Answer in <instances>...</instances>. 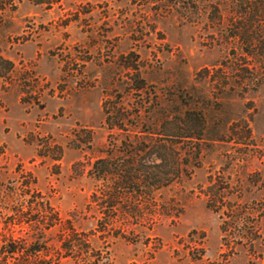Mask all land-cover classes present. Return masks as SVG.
<instances>
[{
  "label": "rangeland",
  "instance_id": "374dc122",
  "mask_svg": "<svg viewBox=\"0 0 264 264\" xmlns=\"http://www.w3.org/2000/svg\"><path fill=\"white\" fill-rule=\"evenodd\" d=\"M8 2L0 264H264V55L156 0Z\"/></svg>",
  "mask_w": 264,
  "mask_h": 264
},
{
  "label": "trees",
  "instance_id": "16d2710c",
  "mask_svg": "<svg viewBox=\"0 0 264 264\" xmlns=\"http://www.w3.org/2000/svg\"><path fill=\"white\" fill-rule=\"evenodd\" d=\"M4 1L6 0H0V6H5ZM8 1L10 5L15 2L20 3L21 1H27L33 5H42L45 3L49 5L57 0ZM156 1H159L158 3H164V5L162 6L163 8L156 6L153 10L155 14H171L183 18L193 15L204 17L208 23V28L215 30H233L234 33L231 34L230 38L236 41L245 56L264 55V23H262L264 22V0ZM254 24L256 27L253 29ZM32 247L31 249H33ZM8 253L12 254L14 251L9 250Z\"/></svg>",
  "mask_w": 264,
  "mask_h": 264
}]
</instances>
